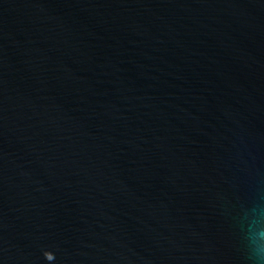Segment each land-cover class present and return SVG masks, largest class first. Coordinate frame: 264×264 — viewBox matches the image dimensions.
I'll return each mask as SVG.
<instances>
[{"label": "water", "instance_id": "95a60500", "mask_svg": "<svg viewBox=\"0 0 264 264\" xmlns=\"http://www.w3.org/2000/svg\"><path fill=\"white\" fill-rule=\"evenodd\" d=\"M260 232L264 0H0V264H258Z\"/></svg>", "mask_w": 264, "mask_h": 264}, {"label": "clouds", "instance_id": "9594fccd", "mask_svg": "<svg viewBox=\"0 0 264 264\" xmlns=\"http://www.w3.org/2000/svg\"><path fill=\"white\" fill-rule=\"evenodd\" d=\"M257 236L258 239L264 240V232L258 233ZM254 254L257 257L258 264L259 262L264 261V245H258Z\"/></svg>", "mask_w": 264, "mask_h": 264}]
</instances>
